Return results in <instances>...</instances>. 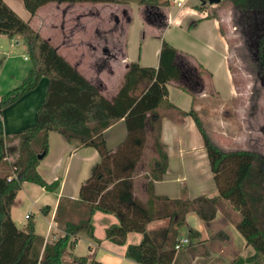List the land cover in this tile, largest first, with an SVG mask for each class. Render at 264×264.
Segmentation results:
<instances>
[{
  "label": "trees",
  "instance_id": "obj_1",
  "mask_svg": "<svg viewBox=\"0 0 264 264\" xmlns=\"http://www.w3.org/2000/svg\"><path fill=\"white\" fill-rule=\"evenodd\" d=\"M130 0H23L30 15L47 2H119ZM144 4L166 6L169 0H137ZM228 5L235 20L255 44L252 69L264 80V0H220ZM201 1L197 10L208 8ZM205 16H215L207 13ZM0 34L12 38L19 34L31 66L21 81L0 96L2 108L33 89L41 76L48 79L45 97L33 124L11 134L0 132V264H101L95 259L74 254L73 248L80 232L91 238L92 215L95 211L111 213L118 221L110 224L105 236L123 244L128 232H140L141 239L126 247L125 255L139 264H171L176 250L185 247L192 257L208 253L205 240L199 239L190 227L188 242H179L178 230L186 214L194 211L202 220H211L217 209L227 202L237 210L233 219L223 208L245 238L253 252L238 255L229 264H264V154L252 148H226L215 142L193 108L182 110L167 98L166 83L179 74L173 63L177 49L166 40L161 42L157 66H142L131 61L112 101L108 100L90 81L21 18L4 0H0ZM148 113L150 133L145 129ZM168 113L190 115L199 131L205 149L217 195L193 198H169L153 192V180L162 178L167 167V154L161 144V119ZM123 119L126 133L113 148L103 136L105 128ZM57 131L67 140L78 139L92 146L99 160L80 186L78 198H61L54 220L62 235L44 241L35 232L32 214L17 227L10 207L21 182L31 181L47 190H54L58 181L47 183L37 171V164L48 147V133ZM14 140V142H12ZM152 143L153 156L148 164L146 195L134 192V177L146 148ZM38 155H42L40 158ZM45 211V206L41 207ZM167 218L166 225L147 229L148 222ZM219 230L212 239H225Z\"/></svg>",
  "mask_w": 264,
  "mask_h": 264
},
{
  "label": "crops",
  "instance_id": "obj_2",
  "mask_svg": "<svg viewBox=\"0 0 264 264\" xmlns=\"http://www.w3.org/2000/svg\"><path fill=\"white\" fill-rule=\"evenodd\" d=\"M4 1L110 101L115 97L131 61L142 66H157L163 40L177 49L173 63L179 74L166 83L167 98L173 104L186 111L193 108L201 120H208V123L224 124L225 120L220 115L225 110L226 101L240 97L241 91L231 71L227 39L232 21L229 13L223 12L224 8H218L215 16L209 17L203 14L204 10L193 8L197 0H169L166 6L141 4L137 0L129 3L47 2L30 15L23 0ZM7 39L8 50L5 51L0 43V53L5 55L0 71L9 61L11 65L14 55L10 54V47L23 41L19 34ZM23 46L25 49L24 43ZM23 64L19 63L22 66L17 69L16 76L11 74V88L30 68ZM47 82V77L41 76L33 89L2 108L1 133L11 135L35 122ZM151 117L152 113H148L145 122L148 134ZM125 133V123L121 118L105 128L103 136L107 146L113 148ZM160 140L167 154V167L161 179L153 180L155 194L190 199L198 195H217L201 136L190 115H164ZM47 141V152L40 158L37 171L47 183L57 180V187L47 190L34 182L23 181L10 207L11 218L17 227L23 226L27 215L32 214L35 232L44 241L62 235V229L54 220L59 199H77L81 182L90 175L91 167L99 160L95 148L81 144L78 139L67 140L57 131H50ZM152 156L149 140L134 177V192L140 197L146 195L147 168ZM18 197L22 203L19 206L16 203ZM43 206L45 211L41 209ZM31 207H35L37 213H33ZM223 208L233 219L238 218L237 210L227 202L222 203V208L217 209L211 220H202L194 211L186 214L182 226L186 225V232L182 236L181 227L179 237L187 238L190 227L196 229L198 238L205 240L208 253L192 257L183 246L176 250L171 264H229L236 256L253 252L233 221L225 216ZM109 214L93 213L91 223L95 238L80 232L72 252L101 264H139L128 258L125 251L128 244L141 239V233L134 235L132 231L128 232L124 246L103 242L100 238L110 224L118 221L112 215L108 217ZM162 219L166 220L161 225L164 226L168 219ZM219 230L224 231L227 238L212 239ZM100 255L108 260H102ZM242 264L252 263L244 261Z\"/></svg>",
  "mask_w": 264,
  "mask_h": 264
},
{
  "label": "rangeland",
  "instance_id": "obj_3",
  "mask_svg": "<svg viewBox=\"0 0 264 264\" xmlns=\"http://www.w3.org/2000/svg\"><path fill=\"white\" fill-rule=\"evenodd\" d=\"M197 1L200 2V0ZM209 5L211 6L204 9L203 14H216L218 8H224L223 12H228L231 18L232 28H229L230 30L227 37L232 62L231 71L233 70V77H235V82L241 94L238 98L226 101L225 110L223 109L220 115L225 120L224 124L220 122L217 124L214 122L208 123V120H201L200 116L197 115L211 138L220 145L226 148H252L264 154V80L259 77L251 67V63L255 61L254 41L245 32L243 24L234 21V15L228 5H223V7L218 4ZM0 43L3 45L5 51L8 50V39L5 35L0 34ZM10 52L11 55H14L13 58H11V65L9 61L6 67L0 71V94H3L11 88V74L15 73L14 75H17V69L22 66L19 65V63H26V66H31L28 54L23 46V41L19 42V44L13 48L10 47ZM4 56L3 53H0V64ZM24 56L26 57L24 58ZM14 63L16 64L15 67L13 66ZM19 82L20 81H17L15 84ZM242 91H244V93H242ZM208 119L213 120L212 118ZM20 201L21 199L18 197L16 202L18 206L20 204L22 205ZM30 210L33 213H37L35 207H31ZM109 215L108 217L114 216L116 218L115 221H117V216L115 214ZM163 221L164 223L166 222L165 219L152 220L148 222L147 229L158 228L164 224ZM180 232L181 235L184 236L186 225L181 228ZM105 233L103 232L100 236L103 242L109 241V243L111 242L113 245L122 246L126 244V240L123 244L114 243L105 236ZM132 233H134V235L140 234V232L135 231H132ZM99 257H101L102 260H108L103 257V255Z\"/></svg>",
  "mask_w": 264,
  "mask_h": 264
},
{
  "label": "water",
  "instance_id": "obj_4",
  "mask_svg": "<svg viewBox=\"0 0 264 264\" xmlns=\"http://www.w3.org/2000/svg\"><path fill=\"white\" fill-rule=\"evenodd\" d=\"M202 3H209V4H218L220 0H200ZM42 155H38L40 158Z\"/></svg>",
  "mask_w": 264,
  "mask_h": 264
},
{
  "label": "built area",
  "instance_id": "obj_5",
  "mask_svg": "<svg viewBox=\"0 0 264 264\" xmlns=\"http://www.w3.org/2000/svg\"><path fill=\"white\" fill-rule=\"evenodd\" d=\"M179 242L182 243V244H186L188 242V239L187 238H179Z\"/></svg>",
  "mask_w": 264,
  "mask_h": 264
}]
</instances>
